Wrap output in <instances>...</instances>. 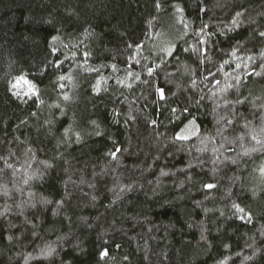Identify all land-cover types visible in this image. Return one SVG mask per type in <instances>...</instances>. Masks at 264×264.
<instances>
[{
  "label": "trees",
  "instance_id": "trees-1",
  "mask_svg": "<svg viewBox=\"0 0 264 264\" xmlns=\"http://www.w3.org/2000/svg\"><path fill=\"white\" fill-rule=\"evenodd\" d=\"M261 33L264 0H0V264H264Z\"/></svg>",
  "mask_w": 264,
  "mask_h": 264
},
{
  "label": "rangeland",
  "instance_id": "rangeland-1",
  "mask_svg": "<svg viewBox=\"0 0 264 264\" xmlns=\"http://www.w3.org/2000/svg\"><path fill=\"white\" fill-rule=\"evenodd\" d=\"M16 86H17V90H23V91H26L27 90V91H29V90L32 89L31 86H30V84L27 81H25V80L18 81L17 84H16ZM179 137L183 139V138H186L188 136L181 134ZM258 171L260 172V173L258 172L259 178L261 179V181L264 182V166H260V168L258 169ZM251 184H253V185L257 184L256 178L255 179L254 178L252 179Z\"/></svg>",
  "mask_w": 264,
  "mask_h": 264
},
{
  "label": "snow or ice",
  "instance_id": "snow-or-ice-1",
  "mask_svg": "<svg viewBox=\"0 0 264 264\" xmlns=\"http://www.w3.org/2000/svg\"><path fill=\"white\" fill-rule=\"evenodd\" d=\"M261 35L264 36V33H261ZM150 71H151V70H150ZM158 91H160V93H161V97L163 98V90H162V89H158ZM254 139H255V137H254ZM205 187L208 188V189H211V188L215 187V185L207 184V185H205ZM233 207L237 208L238 211H240V212H243V211H244V209L239 208L238 205H233ZM106 254H107V253H102V255H106Z\"/></svg>",
  "mask_w": 264,
  "mask_h": 264
}]
</instances>
